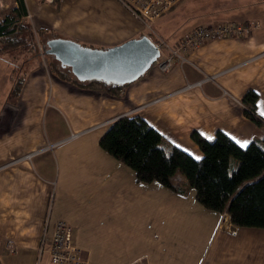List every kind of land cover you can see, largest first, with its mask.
<instances>
[{"label": "crops", "instance_id": "obj_1", "mask_svg": "<svg viewBox=\"0 0 264 264\" xmlns=\"http://www.w3.org/2000/svg\"><path fill=\"white\" fill-rule=\"evenodd\" d=\"M64 1L58 5L67 20L54 28L62 26L67 36L52 31L46 43L69 38L108 48L143 35L140 21L119 0H78L71 13L63 11ZM25 2L28 15L40 8L36 0ZM235 2L231 16L208 20H252L250 33L206 39L181 51L168 71L154 63L119 94L80 84L50 54L48 66L28 52L19 63L8 51L0 53V264H25L29 254L39 264L41 238L52 234L58 219L72 227L83 255L99 264H264V229L240 228L206 208L181 174L174 182L184 191L138 181L131 167L100 146L126 115L142 116L195 158L203 153L194 131L212 138L221 130L241 148L264 138V126L247 117L242 102L254 90L257 111H264V0L247 7ZM16 70L24 75L18 95L12 93ZM8 242L17 245L15 252Z\"/></svg>", "mask_w": 264, "mask_h": 264}, {"label": "trees", "instance_id": "obj_2", "mask_svg": "<svg viewBox=\"0 0 264 264\" xmlns=\"http://www.w3.org/2000/svg\"><path fill=\"white\" fill-rule=\"evenodd\" d=\"M27 15L25 0H17L11 12L0 17V53L14 48L36 52L33 32L22 22ZM13 79L12 93L18 95L24 85L23 72H14ZM79 83L103 86L114 94L129 84L100 79ZM258 98L256 91L249 90L242 102L247 117L264 126V117L257 111ZM191 137L203 153L200 159L167 141L142 116L126 115L114 121L101 137L100 146L131 167L138 181H158L172 190L184 191L174 182L180 173L203 206L228 214L232 224L240 228L264 229V138H255L241 148L221 130L212 138L197 131Z\"/></svg>", "mask_w": 264, "mask_h": 264}, {"label": "rangeland", "instance_id": "obj_3", "mask_svg": "<svg viewBox=\"0 0 264 264\" xmlns=\"http://www.w3.org/2000/svg\"><path fill=\"white\" fill-rule=\"evenodd\" d=\"M36 0L37 3H40V10L32 7L30 15L24 17L22 19V22L30 26L34 41H35V49L36 52L32 51V53L28 52L30 57L33 55L40 56L42 61L50 65V56L47 55V49L48 44L46 43V36L50 34L53 35L52 31H57L58 35L60 36H67V32H64L62 26H59L58 30H55L54 26H57V23H60L59 20H67V14L64 15L65 18H61L62 8L58 5L63 0ZM65 1H67V4H65ZM63 11L70 12L78 2V0H65ZM237 0H179L175 7L168 13H166L161 18L155 20L151 26H147L146 23L135 16L141 24V31L143 35H148L154 42H156L158 45H160L162 49V56L159 58V60H162L165 56H168L170 54V48L166 46L167 43H169L171 40H174L172 42H177L179 39H181L184 35L189 33L190 30H192L194 27H197L199 25L203 24H219L214 20L213 22H209V18H212L216 14L223 13L222 16H231V13L228 11L233 4H236L235 2ZM260 0H242L244 7L249 6L250 4H246L248 2H253ZM29 2V5H31L32 0H27ZM31 2V3H30ZM235 2V3H234ZM251 3V4H253ZM17 5V0H0V17L3 18L5 15L9 14L14 6ZM33 5V4H32ZM263 7H260L259 9H262ZM258 9V10H259ZM37 13L34 14L33 11H36ZM71 13V12H70ZM240 13V12H239ZM250 13H252L250 11ZM42 14V15H41ZM237 14V13H236ZM235 14V16H236ZM233 15V14H232ZM250 14H246V17L248 18ZM44 21L46 23L45 26L39 27V22ZM209 22V23H207ZM223 22H241V23H249V24H256L255 21H249V20H228ZM220 22V23H223ZM44 34H46L44 36ZM141 34V35H142ZM76 39V38H74ZM78 39H76L77 41ZM177 40V41H176ZM80 42V40H78ZM81 43V42H80ZM11 54L13 60L17 63L22 62L24 56H26V51H22L21 48H14L11 50H8V54ZM29 57V58H30ZM156 63V62H155ZM157 64V63H156ZM16 65V64H14ZM67 119L68 116H67ZM70 126L69 121L67 120V129ZM180 174V173H178ZM225 214V213H223ZM228 215V214H225ZM229 216V215H228ZM229 222V221H228ZM230 223V222H229ZM229 226L233 225L230 223ZM235 229V228H232ZM72 232V231H71ZM13 254V253H12ZM15 254H19V251ZM84 254V252H83ZM85 256V255H84ZM2 259H4L1 256ZM28 259L25 260V264H33L32 255H28Z\"/></svg>", "mask_w": 264, "mask_h": 264}, {"label": "built area", "instance_id": "obj_4", "mask_svg": "<svg viewBox=\"0 0 264 264\" xmlns=\"http://www.w3.org/2000/svg\"><path fill=\"white\" fill-rule=\"evenodd\" d=\"M135 16L142 19L147 26L166 13L170 12L179 0H119ZM254 24L241 22H223L219 24H203L193 28L174 45L167 43L170 54L159 60L162 49L158 45L161 56L156 60L157 65L163 71H168L176 58H182L181 51L200 46L206 39L226 38L230 36H241L251 32ZM52 234L42 236L38 248L39 264H99L93 262L83 255V250L75 245L72 238V227L65 220L58 219L53 223ZM236 235L237 229H231ZM9 252H15L17 245L8 242ZM130 264H143L135 261Z\"/></svg>", "mask_w": 264, "mask_h": 264}, {"label": "water", "instance_id": "obj_5", "mask_svg": "<svg viewBox=\"0 0 264 264\" xmlns=\"http://www.w3.org/2000/svg\"><path fill=\"white\" fill-rule=\"evenodd\" d=\"M47 44V54L70 67L80 81L133 82L161 56L158 45L147 35L108 48L86 46L69 38L50 39Z\"/></svg>", "mask_w": 264, "mask_h": 264}, {"label": "snow or ice", "instance_id": "obj_6", "mask_svg": "<svg viewBox=\"0 0 264 264\" xmlns=\"http://www.w3.org/2000/svg\"><path fill=\"white\" fill-rule=\"evenodd\" d=\"M261 114L264 115V111H262ZM242 146H243V147H246V146H247V143L245 142ZM196 159H200V157H196Z\"/></svg>", "mask_w": 264, "mask_h": 264}]
</instances>
